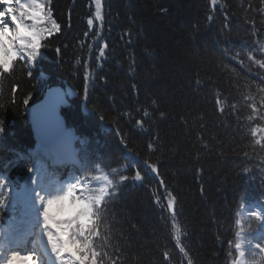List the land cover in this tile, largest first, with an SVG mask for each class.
Listing matches in <instances>:
<instances>
[{
    "label": "trees",
    "instance_id": "trees-1",
    "mask_svg": "<svg viewBox=\"0 0 264 264\" xmlns=\"http://www.w3.org/2000/svg\"><path fill=\"white\" fill-rule=\"evenodd\" d=\"M48 1L61 30L39 69L18 61L0 82V170L21 175L34 145L25 109L67 80L78 97L62 115L85 139L82 175L119 170L101 250L116 264H229L240 202L264 198V147L251 134L264 127V0H101V19L93 0Z\"/></svg>",
    "mask_w": 264,
    "mask_h": 264
},
{
    "label": "snow or ice",
    "instance_id": "snow-or-ice-1",
    "mask_svg": "<svg viewBox=\"0 0 264 264\" xmlns=\"http://www.w3.org/2000/svg\"><path fill=\"white\" fill-rule=\"evenodd\" d=\"M96 5V19H101L100 0H96ZM93 23L90 17L88 24L93 25ZM60 30L61 25L53 18V12L47 0H0V82L6 74H11L15 70L18 61H23L29 68L35 67L47 47L45 41ZM106 47L107 45L104 46ZM104 48H101V57L104 55ZM257 63L264 68V61ZM28 75L31 76L32 72L29 71ZM85 80L87 91V75ZM11 91L15 94L17 86L13 85ZM28 100L29 98L25 97L24 104H27ZM217 104L220 105L219 99ZM251 109L253 113L257 112L254 104L251 105ZM223 110L221 106L220 111L223 112ZM145 115L147 116V112ZM254 118L259 117H249V120ZM100 119L103 120V116ZM137 124L142 127L143 121H137ZM3 131L4 129L0 128V133ZM251 134L254 143L264 147V127H253ZM152 147L153 144L149 143L148 148ZM128 151L131 153V149ZM144 164L151 168L152 172H157L156 164H149L147 160ZM118 171V169H112L110 172H103L97 165L96 175L72 176L63 182L45 183L35 166L28 167L27 172L31 175L26 178L23 190L18 196L34 214L35 228L39 231L41 241L46 240V244L42 253L38 249H33L26 255H20L19 245L15 248L5 247L3 241L7 239V235L0 230V264H43L44 256L48 257V264H105L106 261L108 264H116V261L108 256L107 251L101 249L106 248L110 239V236L106 234L109 226L105 224L102 213L106 201L115 195L114 189L117 182L113 177L118 174ZM244 171L246 173L248 170ZM127 179L126 176H120L119 182L122 183ZM134 179H142L139 171L135 173ZM10 183L8 177L0 175V209L8 207L10 200L13 199L14 189L9 187ZM94 183L97 186H93ZM261 195L264 196V192ZM67 198H71L76 207L72 214L62 218L57 217L52 211L53 206L62 204ZM243 199L245 200L243 208L259 209L250 211V218L257 222V228L250 230V234L255 233L253 238L259 242L253 245L251 240L245 241L243 221L237 219L234 245L232 241H229L230 247H234L235 250V256L230 264H264V204L259 201L248 202L247 197ZM176 203L177 197L169 193L167 207L172 212L173 218ZM172 230L179 244L181 226L175 222V219H173ZM97 241H101L99 249ZM246 243L253 257L251 260L245 258ZM189 264H192L190 259Z\"/></svg>",
    "mask_w": 264,
    "mask_h": 264
},
{
    "label": "rangeland",
    "instance_id": "rangeland-1",
    "mask_svg": "<svg viewBox=\"0 0 264 264\" xmlns=\"http://www.w3.org/2000/svg\"><path fill=\"white\" fill-rule=\"evenodd\" d=\"M93 1L96 2V0H93ZM100 2H101V0H100ZM35 67H36V65H35ZM35 67H33V68H35ZM42 97H43V94H42ZM70 139H71V141L73 139V142L70 146H66L67 147L66 150L63 148V146H64L63 144L59 145L58 147L52 148L54 150H57L58 153H61L64 156L61 157L59 162L57 163V164L60 163L57 166V168L53 167L54 170L51 172L57 173L59 171V172H64V174L71 173L72 174L71 176L80 177L78 172L75 171V164H74L73 159H72V155L75 152V150H74L75 136L73 137V135H71ZM79 142H82V140H79ZM40 154L45 156V158L48 159L49 161H50V159H52V157L49 153H45L44 151H41ZM30 157H31L30 158L31 161H30L29 167L35 166V168L40 173L42 171L41 167L43 166V161L38 160L34 156H30ZM49 175L50 174H47L46 177H49ZM43 179H44L45 183L48 181V180H46L45 177ZM19 182H21V180H19ZM22 183L24 184V181ZM94 186H97V185L95 184ZM9 187L14 189L13 199L10 200L8 207L0 209V215L1 214H8V220L4 224V225H6V228H8L7 225L11 226V225H14L15 223L20 224L22 221V218L29 217L31 215V212L27 208L26 204L18 196V194L21 193L22 191H19L16 188V186L13 184V182L10 183ZM23 187H24V185H23ZM71 202L75 208L76 207L75 203L73 201H71ZM71 202L69 204H71ZM255 202H252V203H255ZM259 202L261 204H264L263 201H259ZM72 204H71V206H72ZM253 210H259V209H257V208L248 209V208H243V207L240 208L239 212H238L239 215L237 214V219H241L243 221V228L245 230V241L247 242L248 240H251V243L254 245L255 243H257L259 241L255 238H253L255 233L250 234V230H255L257 228V222L250 218V211H253ZM52 211H57V213H60V215H61V213H66L67 212L66 203L63 202L62 204L54 205ZM72 212H73V210H72ZM72 212H71V214H72ZM23 213H25V214H23ZM0 217H2V216H0ZM10 230L11 229L9 228L8 232H6L7 236L12 235L13 230H11V231ZM37 231H38V229H36L34 226V228L32 229V232L36 233ZM5 240L6 239H4V243H5ZM245 251H246V257L245 258L248 260L253 259L251 253H249V251H248L247 243L245 244ZM25 254H28V252L24 253L23 255H25Z\"/></svg>",
    "mask_w": 264,
    "mask_h": 264
},
{
    "label": "water",
    "instance_id": "water-1",
    "mask_svg": "<svg viewBox=\"0 0 264 264\" xmlns=\"http://www.w3.org/2000/svg\"><path fill=\"white\" fill-rule=\"evenodd\" d=\"M64 87H51L44 97L32 104L26 111V121L33 137L44 147L60 137L65 129L61 109L70 105L78 93L63 81Z\"/></svg>",
    "mask_w": 264,
    "mask_h": 264
},
{
    "label": "bare ground",
    "instance_id": "bare-ground-1",
    "mask_svg": "<svg viewBox=\"0 0 264 264\" xmlns=\"http://www.w3.org/2000/svg\"><path fill=\"white\" fill-rule=\"evenodd\" d=\"M72 103V102H71ZM71 135H73L72 134V130L71 129H67L65 132H64V134L62 135V137L61 138H59L58 140H56L55 142H54V146H56V145H61V144H63L64 146H63V148L66 150L67 149V147L66 146H70L71 145V139H70V137H71ZM42 177H44V175L42 174ZM56 180H58L56 177H52V179H51V181H56ZM69 180V179H68ZM72 200H71V198H67L64 202L66 203V206H67V212L66 213H61V215H60V213H57V211H53V213L57 216V217H66V216H68V215H70L71 214V212H72V210H74V205L72 204V202H71ZM71 202V204H72V206H71V204H69ZM242 208V207H241ZM34 220V217L33 216H30V218H28V219H26V222H25V225H21V227L20 228H22V230H26V229H28V222H33V223H35V221H33ZM0 230H2V231H4L5 233L6 232H8V228H6V227H4V226H0ZM11 231V230H10ZM28 232V231H27ZM7 234V233H6ZM38 234H39V232H38ZM9 235V234H8ZM4 242V241H3ZM38 243L40 244V246H41V248H42V251H43V248H44V246H45V244H46V240L45 241H41V238H40V234H39V238L37 237V239H36V241H35V245L37 246V249L38 250H40L39 249V247H38ZM26 253V252H25ZM24 254V252L23 253H21L20 255H23ZM26 255V254H25ZM53 260H54V257L52 258ZM46 261L48 262V257H46Z\"/></svg>",
    "mask_w": 264,
    "mask_h": 264
}]
</instances>
